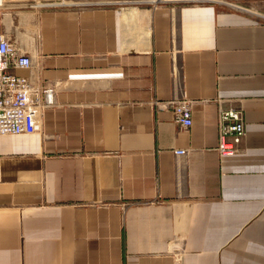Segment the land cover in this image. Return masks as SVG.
<instances>
[{
  "label": "crops",
  "instance_id": "crops-1",
  "mask_svg": "<svg viewBox=\"0 0 264 264\" xmlns=\"http://www.w3.org/2000/svg\"><path fill=\"white\" fill-rule=\"evenodd\" d=\"M23 1L3 27L33 66L9 72L56 101L0 134V264H264V0ZM183 98L188 130L155 106Z\"/></svg>",
  "mask_w": 264,
  "mask_h": 264
},
{
  "label": "built area",
  "instance_id": "built-area-1",
  "mask_svg": "<svg viewBox=\"0 0 264 264\" xmlns=\"http://www.w3.org/2000/svg\"><path fill=\"white\" fill-rule=\"evenodd\" d=\"M155 6L169 3L205 4L217 0H143ZM48 4V2H44ZM29 5L28 1L0 0V134H30L40 130L39 115L55 105L56 89L41 88L33 76L10 73L11 68H32L33 60L11 39L4 24V12L10 8ZM157 109H171L176 122L188 130L193 125L192 102L185 98L155 101ZM219 151L234 155L246 134L242 111L221 110L219 116ZM186 150H176L184 154Z\"/></svg>",
  "mask_w": 264,
  "mask_h": 264
},
{
  "label": "rangeland",
  "instance_id": "rangeland-1",
  "mask_svg": "<svg viewBox=\"0 0 264 264\" xmlns=\"http://www.w3.org/2000/svg\"><path fill=\"white\" fill-rule=\"evenodd\" d=\"M68 1H89V2H106V1H116V0H43L42 2H48V4H53V5H58V4H62V3H66Z\"/></svg>",
  "mask_w": 264,
  "mask_h": 264
}]
</instances>
